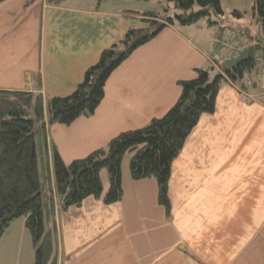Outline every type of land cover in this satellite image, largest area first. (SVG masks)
I'll list each match as a JSON object with an SVG mask.
<instances>
[{
    "label": "crops",
    "instance_id": "obj_1",
    "mask_svg": "<svg viewBox=\"0 0 264 264\" xmlns=\"http://www.w3.org/2000/svg\"><path fill=\"white\" fill-rule=\"evenodd\" d=\"M123 1H102L97 8L93 0L78 3L85 6L1 1L0 90L44 99L72 93L103 49L128 29L146 26L140 16L123 13L143 12L119 6ZM257 32L230 40L208 22L165 26L110 74L91 115L47 128L49 145L69 163L144 126L174 104L179 80L231 58L225 40L246 50L248 34ZM215 43L221 52L213 51ZM251 77L264 86L263 68ZM101 178L107 187L105 172ZM121 181L118 202L88 197L56 211L57 264H264V103L248 100L229 82L171 163L168 215L157 200L156 180H133L129 158L127 166L121 163ZM29 235L24 219L13 221L0 238V264H32L29 252L22 255Z\"/></svg>",
    "mask_w": 264,
    "mask_h": 264
},
{
    "label": "trees",
    "instance_id": "obj_2",
    "mask_svg": "<svg viewBox=\"0 0 264 264\" xmlns=\"http://www.w3.org/2000/svg\"><path fill=\"white\" fill-rule=\"evenodd\" d=\"M66 1L46 0L56 6ZM93 1L97 8L106 0ZM168 1L173 2L175 9L172 16L153 10L125 9V15L140 16L146 26L128 29L121 40L103 49L69 95L44 99L41 93L0 90V238L13 221L22 217L34 248L32 264L58 262L57 210L80 206L88 197L106 205L122 199L121 163L125 155H129L133 180H156L157 200L168 215L171 163L185 139L202 115L214 112L222 84L232 82L245 87V80L262 68L255 62L254 53L261 49L259 43L264 39V0H253L249 11H230L236 18L250 14L258 27L256 35L247 36L246 60L230 69L218 61V69L195 68L193 78L178 81L180 94L162 116L140 128L120 132L106 146L65 163L57 149L49 145L47 128L53 124L69 125L79 117L91 115L103 99L107 78L135 49L167 25H191L201 18L208 17V24L222 30H233L222 23L225 11L220 0ZM210 15L216 19L211 20ZM250 88L260 87L252 81ZM102 170L106 171L107 187L102 182Z\"/></svg>",
    "mask_w": 264,
    "mask_h": 264
},
{
    "label": "rangeland",
    "instance_id": "obj_3",
    "mask_svg": "<svg viewBox=\"0 0 264 264\" xmlns=\"http://www.w3.org/2000/svg\"><path fill=\"white\" fill-rule=\"evenodd\" d=\"M83 0H74V2L78 5V6H85L84 4H78V3H82ZM222 5L224 7V9H227L229 11H226L224 16H222V23H224L227 26L232 27L233 30L230 29H225V34L228 35L229 39H240L242 36L240 33H242V35H244L246 32L253 34L254 32H256V28L258 31V27L257 25L255 26V24H253V20L251 18V15L248 14L242 18H236L233 15L230 14V11L232 9H234L235 7H237L238 9H240L241 11H249L251 6H252V2L253 0H221ZM85 3V2H84ZM90 4V2H88ZM103 6V4H102ZM119 6H124V7H132L135 8L137 10H141V11H146L145 9H151L153 11H157L159 13H168L169 15H173L175 12V9L173 7V2L172 1H168V0H125L121 3H119ZM209 18L211 20H215L216 17L214 15H210ZM207 18H201L199 20L200 24H204L205 27V23L207 22ZM223 25V24H222ZM252 25H254V28H252ZM255 30V31H254ZM226 41V40H225ZM229 41V40H227ZM234 45H236L235 43H233ZM214 50L216 52H221L223 50V46L219 43H215L214 44ZM128 158L129 155H125L123 158V162H122V168L126 165H128ZM102 172H105V170H102ZM23 220V218H19L16 220ZM28 232V230H27ZM29 233V232H28ZM30 236V235H29ZM30 240H25L23 242V252L22 255H27V253H30V258L33 261L34 260V248L31 242V237H29ZM32 247V249L30 248ZM31 249V250H30Z\"/></svg>",
    "mask_w": 264,
    "mask_h": 264
},
{
    "label": "built area",
    "instance_id": "obj_4",
    "mask_svg": "<svg viewBox=\"0 0 264 264\" xmlns=\"http://www.w3.org/2000/svg\"><path fill=\"white\" fill-rule=\"evenodd\" d=\"M252 44H256V42L253 41ZM224 46L226 47V49H228L229 53L233 57L238 56L242 51V47L236 46L232 42L225 41ZM259 46L261 47V49L254 53V60L264 69V39L261 40ZM230 84L239 93L243 94L248 100L264 103V86L259 89L252 90L250 88L252 86V81L250 79L245 80V87L232 82H230Z\"/></svg>",
    "mask_w": 264,
    "mask_h": 264
},
{
    "label": "water",
    "instance_id": "obj_5",
    "mask_svg": "<svg viewBox=\"0 0 264 264\" xmlns=\"http://www.w3.org/2000/svg\"><path fill=\"white\" fill-rule=\"evenodd\" d=\"M248 58V51L244 50L242 51L238 56L234 58H229L223 62V66L225 68H233L237 64L241 63L242 61L246 60Z\"/></svg>",
    "mask_w": 264,
    "mask_h": 264
}]
</instances>
